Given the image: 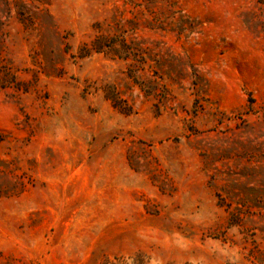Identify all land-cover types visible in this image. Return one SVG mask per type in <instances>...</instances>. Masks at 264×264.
Wrapping results in <instances>:
<instances>
[{"label": "rangeland", "instance_id": "1", "mask_svg": "<svg viewBox=\"0 0 264 264\" xmlns=\"http://www.w3.org/2000/svg\"><path fill=\"white\" fill-rule=\"evenodd\" d=\"M0 264H264V0H0Z\"/></svg>", "mask_w": 264, "mask_h": 264}]
</instances>
